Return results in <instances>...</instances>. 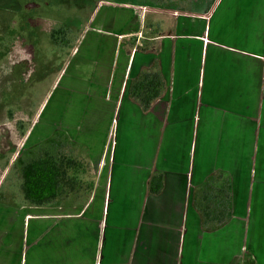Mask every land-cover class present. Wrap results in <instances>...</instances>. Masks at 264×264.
Here are the masks:
<instances>
[{
  "label": "crops",
  "instance_id": "1",
  "mask_svg": "<svg viewBox=\"0 0 264 264\" xmlns=\"http://www.w3.org/2000/svg\"><path fill=\"white\" fill-rule=\"evenodd\" d=\"M108 6L36 118L44 142L60 130L88 156L94 187L83 202L36 206L20 179L0 198V264H264V0H220L155 33L132 6ZM147 70L166 89L144 110L131 87ZM217 173L232 214L207 230L195 195Z\"/></svg>",
  "mask_w": 264,
  "mask_h": 264
},
{
  "label": "rangeland",
  "instance_id": "2",
  "mask_svg": "<svg viewBox=\"0 0 264 264\" xmlns=\"http://www.w3.org/2000/svg\"><path fill=\"white\" fill-rule=\"evenodd\" d=\"M219 1L0 0V198H14L21 166L46 144L45 122L36 126L37 115L53 97L54 83L78 42L76 38L87 30V21L99 8L130 5L139 12V20L145 19V30L159 22L160 27L152 28L154 33L161 27L173 32L176 19L207 11ZM89 14L85 23L82 17ZM59 28L66 33L58 35L62 38L56 46L52 31ZM140 32L133 37H140ZM32 131L39 141L32 144L33 138L22 146ZM57 136L64 138L65 134L59 130Z\"/></svg>",
  "mask_w": 264,
  "mask_h": 264
},
{
  "label": "trees",
  "instance_id": "3",
  "mask_svg": "<svg viewBox=\"0 0 264 264\" xmlns=\"http://www.w3.org/2000/svg\"><path fill=\"white\" fill-rule=\"evenodd\" d=\"M87 17H82L86 20ZM84 20V22H85ZM64 28L54 29L52 39L60 45ZM77 39V38H76ZM166 82L160 72L147 70L136 78L131 87V96L144 110H149L163 95ZM39 149V147H38ZM90 159L80 147L70 140L55 138L39 149L20 168V189L25 203L46 206L62 201L75 204L88 199L94 187L93 181L83 177L91 174ZM162 189V176L153 177L151 191ZM195 204L207 230L223 226L231 219L232 189L221 173L214 174L198 188Z\"/></svg>",
  "mask_w": 264,
  "mask_h": 264
}]
</instances>
